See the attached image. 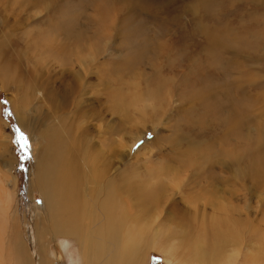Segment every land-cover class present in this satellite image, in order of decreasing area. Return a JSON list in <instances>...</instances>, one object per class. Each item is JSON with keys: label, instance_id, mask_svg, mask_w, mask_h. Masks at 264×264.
<instances>
[{"label": "rangeland", "instance_id": "obj_1", "mask_svg": "<svg viewBox=\"0 0 264 264\" xmlns=\"http://www.w3.org/2000/svg\"><path fill=\"white\" fill-rule=\"evenodd\" d=\"M9 53L20 65L5 62ZM39 61L50 66L53 77L76 75L66 78L74 96L96 111L88 123L114 175L152 182L154 194L160 181L168 183L158 213L152 211L156 223L165 220L172 203L191 207L186 196L195 194L190 178H197L200 189L216 187L212 200L198 199L199 221L219 203H230L232 218L246 224L240 261L251 256L264 261L259 253L264 247V0H0V198L2 188L14 192L10 211L18 212L35 264L42 249L36 215L43 198L30 191L28 176L37 162L41 125L31 121L33 133L22 128L15 104L26 94V72ZM6 69L21 82L6 78ZM39 94L28 96V121L36 116L31 108ZM15 128L28 137L24 170L18 167ZM194 230L202 232L199 222ZM44 239L55 264L77 258L68 238ZM147 254L145 264H166L160 251Z\"/></svg>", "mask_w": 264, "mask_h": 264}, {"label": "bare ground", "instance_id": "obj_2", "mask_svg": "<svg viewBox=\"0 0 264 264\" xmlns=\"http://www.w3.org/2000/svg\"><path fill=\"white\" fill-rule=\"evenodd\" d=\"M210 42L221 44L215 40ZM48 46L54 53L56 49L53 43H48ZM60 57L62 58V55ZM10 59L15 61V67L20 65L13 53H9L5 62L8 63ZM49 67L39 61L34 71L26 72V94L15 102L16 118L22 128L33 133L37 128L31 123L41 125V128H38L41 143L37 162L28 176L30 191L38 190L43 198L36 215L40 216L36 219V234L42 246L38 254V264H55L57 260L46 246L44 250V238L47 235L53 238L66 237L74 243L77 258L71 257L69 264H145L149 250L160 251L166 264H264V261L260 260L258 263L254 262L252 256L251 260L240 261L246 224L232 218L234 212L232 213L230 203H219V209L214 208L213 214L205 218V214H202L203 219L199 221V217H196L200 209L198 199L207 197L212 200L210 197L214 196L216 187L210 189L211 187L207 186L205 190L200 189L199 182L195 183L197 178H190L191 184L197 185L194 187L195 194L185 195L192 210L185 204H179L180 202L172 203L165 220L156 223L152 211L158 213L156 207H161V194L163 189L168 187V183L160 181L154 194L152 182L137 183L124 174L114 175L110 161L105 163L106 158L103 161L102 150L97 151V143L94 141L96 129L88 123L96 111L86 108L85 102L74 96L77 91L72 89V84L66 78L67 73L71 72L53 77ZM44 70L48 74L43 72ZM4 73L10 80L11 76L15 77L17 82L22 80L10 69H6ZM71 74L76 77L73 72ZM38 92L42 96L31 108L36 111V116L28 121V96L35 97ZM229 124L234 126L233 118L229 120ZM193 146L190 145L189 148ZM186 150L188 148L183 152ZM7 166V170H10L9 165L5 164V167ZM170 176L169 178H172ZM174 179L175 177L172 180ZM1 194L4 200L0 198V219H3L0 221V264H8L9 257V264H35L28 254L23 233L17 224L18 212L10 211L15 194L4 188ZM205 207L203 206V210ZM194 222L201 224L202 232L194 230ZM228 250L230 252H227ZM259 253L260 258H263L264 247Z\"/></svg>", "mask_w": 264, "mask_h": 264}, {"label": "snow or ice", "instance_id": "obj_3", "mask_svg": "<svg viewBox=\"0 0 264 264\" xmlns=\"http://www.w3.org/2000/svg\"><path fill=\"white\" fill-rule=\"evenodd\" d=\"M15 132H16V143L20 145V148H21V152L18 158V167L21 170H24L25 168L24 162L30 159L28 137L19 128H15Z\"/></svg>", "mask_w": 264, "mask_h": 264}, {"label": "trees", "instance_id": "obj_4", "mask_svg": "<svg viewBox=\"0 0 264 264\" xmlns=\"http://www.w3.org/2000/svg\"><path fill=\"white\" fill-rule=\"evenodd\" d=\"M4 103H5V101H4Z\"/></svg>", "mask_w": 264, "mask_h": 264}]
</instances>
